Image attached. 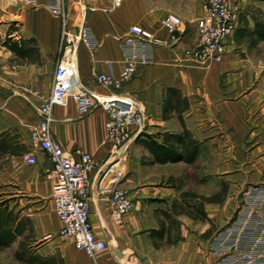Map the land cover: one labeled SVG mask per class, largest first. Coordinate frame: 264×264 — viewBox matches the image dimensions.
<instances>
[{"label": "crops", "instance_id": "1", "mask_svg": "<svg viewBox=\"0 0 264 264\" xmlns=\"http://www.w3.org/2000/svg\"><path fill=\"white\" fill-rule=\"evenodd\" d=\"M63 2L71 32L83 23L99 41L93 52L79 45L76 59L83 86L103 95L109 91L95 84L94 75H119V39L130 26L138 24L167 40L160 21L173 14L185 29L176 44L153 47L152 62L122 84L119 93L136 100L146 121L118 153L101 144L107 118L101 108L82 117L69 98L53 109L52 139L74 160L79 150L93 159L88 217L106 248L89 257L59 236L51 184L44 176L50 162L30 140L39 120L34 106L49 96L58 60L61 22L49 9L54 0H0V136L6 134L7 145L0 151V204L11 213L7 230L13 235L0 245V264H213L212 237L233 220L246 190L264 188V41L250 45L249 39L237 41L233 35L220 63L203 68L180 63L178 55L195 42L204 0H122L116 9L111 0ZM258 3L264 10V2ZM243 44L247 54L230 53ZM184 132V142L198 143L192 163H158L141 143L149 136L170 146L166 135ZM29 151L35 154L33 165L22 160ZM111 166L118 186L127 188L133 201L121 224L113 221L109 195L99 188ZM195 167L199 202L193 189L179 188L181 180L194 176ZM211 175L221 180L222 190L241 192L232 217L228 199L209 198Z\"/></svg>", "mask_w": 264, "mask_h": 264}, {"label": "built area", "instance_id": "2", "mask_svg": "<svg viewBox=\"0 0 264 264\" xmlns=\"http://www.w3.org/2000/svg\"><path fill=\"white\" fill-rule=\"evenodd\" d=\"M31 3V0H22ZM122 0H111L113 8H118ZM51 13L61 22V36L57 63L53 71L49 96L34 106L38 123L30 129L33 147L42 150L50 162L44 172L51 184L52 204L56 218L60 222L59 236L70 240L76 249L89 257H94L106 248L105 242L95 237L89 223V172L93 159L88 153L77 151L78 160L62 150L52 139L50 128L55 121V106L67 104L70 98L76 104L79 116L85 117L96 108L106 115L105 135L101 142L110 145L118 153L133 134L140 132L146 121V114L136 100L120 94L122 84L131 80L137 69L152 62L150 51L153 47L172 46L179 42L184 32L183 21L176 15L161 18L160 25L168 32L167 40H161L149 29L133 24L120 39L122 61L120 73H96L94 82L108 90L106 95L88 90L83 86L77 71L76 52L79 45L89 52L95 51L99 41L83 23L72 33L68 27L63 0H54L49 6ZM201 16L196 20L197 35L191 47L179 55L180 63L196 64L203 68L220 63L225 56L226 44L238 28L239 0H204ZM121 158L115 159L118 163ZM27 165L36 163L35 154L29 151L22 156ZM112 167L100 183V193L109 195L110 216L116 224H121L132 208L130 192L118 186V177ZM243 205L233 220L219 230L211 239L210 254L213 264H264V188L253 186L245 191Z\"/></svg>", "mask_w": 264, "mask_h": 264}, {"label": "trees", "instance_id": "3", "mask_svg": "<svg viewBox=\"0 0 264 264\" xmlns=\"http://www.w3.org/2000/svg\"><path fill=\"white\" fill-rule=\"evenodd\" d=\"M264 2V0H258ZM247 15L250 17V21L253 26L249 27L247 23ZM243 22V26H239L234 34V39L237 41L248 40L250 45H256L259 42L264 41V10L258 8H250L240 13L239 23ZM6 134L0 136V151L5 150L7 145L3 138ZM166 138L173 141V144L167 146L165 140L163 144L157 143L152 137L145 136V139L141 141L145 148L153 155L155 161L158 163L180 162L185 161L192 163L195 161L198 151L197 141L188 140L187 143L184 139L187 138V133L184 132L180 135L167 134ZM186 143V144H185ZM181 145V146H180ZM11 220V213L0 204V245H7L12 239V234L7 230V225Z\"/></svg>", "mask_w": 264, "mask_h": 264}, {"label": "rangeland", "instance_id": "4", "mask_svg": "<svg viewBox=\"0 0 264 264\" xmlns=\"http://www.w3.org/2000/svg\"><path fill=\"white\" fill-rule=\"evenodd\" d=\"M255 2V5H249L251 2ZM258 1L257 0H239V6H240V13L241 11L244 10V12L250 8L254 9V8H258L257 6H261L260 4L258 5ZM244 8V9H243ZM243 9V10H242ZM247 50L244 46V44L240 47H235L234 49L230 48V53H236L239 54L240 56H243L246 53ZM134 148H130L129 150H127V155H129L130 157H132L134 155ZM121 157V154L119 155V158ZM196 167L193 168L194 171V176L188 178L187 180H181L179 182V188H184V187H189L191 189H193L196 194H195V199L196 202H199V200H201L202 196L198 195L197 192L200 190V186H201V180H198V178L196 177ZM220 181L218 178L213 177L212 175L210 176L209 179V184H210V189H211V193H210V197L213 201H217V202H225L226 199H228V201L230 203H228V212H229V216L232 217V215H234L235 212L234 211V204H236V201L241 198V192H239V194H236L233 189H229L228 186H226L223 190H222V184H220ZM229 189V190H228ZM217 191V192H214ZM201 196V197H200ZM183 201V200H182ZM191 201V200H190ZM198 213V212H197Z\"/></svg>", "mask_w": 264, "mask_h": 264}]
</instances>
